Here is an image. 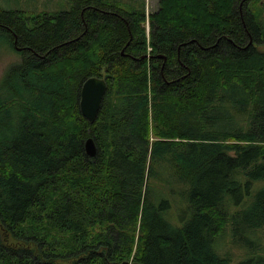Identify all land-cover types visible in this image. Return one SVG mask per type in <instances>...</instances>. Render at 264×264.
Segmentation results:
<instances>
[{"label": "trees", "instance_id": "obj_1", "mask_svg": "<svg viewBox=\"0 0 264 264\" xmlns=\"http://www.w3.org/2000/svg\"><path fill=\"white\" fill-rule=\"evenodd\" d=\"M70 3L0 6V264H264V0Z\"/></svg>", "mask_w": 264, "mask_h": 264}, {"label": "rangeland", "instance_id": "obj_2", "mask_svg": "<svg viewBox=\"0 0 264 264\" xmlns=\"http://www.w3.org/2000/svg\"><path fill=\"white\" fill-rule=\"evenodd\" d=\"M125 3H132L133 5L139 7L145 5L147 16L150 13L155 12L159 7L160 0H123ZM0 6L5 9H16L24 10L26 12H31V14L41 13V12H54L69 9L71 6L70 0H0ZM147 30L149 31V21L146 22ZM260 49H264V44L260 45ZM20 52L14 50L11 45L7 42L1 43L0 45V79L6 69V67L16 61L21 60ZM264 234V230L260 231ZM263 237L264 243V235ZM254 239V237H253ZM223 245L218 246V251L222 254L229 253L232 257L231 264H238L239 261L247 256V250L236 246L231 241L230 230L227 229L223 233V238L221 239ZM223 246V247H222ZM222 247L221 251L220 248Z\"/></svg>", "mask_w": 264, "mask_h": 264}, {"label": "water", "instance_id": "obj_3", "mask_svg": "<svg viewBox=\"0 0 264 264\" xmlns=\"http://www.w3.org/2000/svg\"><path fill=\"white\" fill-rule=\"evenodd\" d=\"M108 84L106 79L99 76L87 78L80 91V109L83 116L93 123L101 110L104 97L107 93ZM85 150L88 156L95 157L98 153V146L93 137L85 140Z\"/></svg>", "mask_w": 264, "mask_h": 264}, {"label": "bare ground", "instance_id": "obj_4", "mask_svg": "<svg viewBox=\"0 0 264 264\" xmlns=\"http://www.w3.org/2000/svg\"><path fill=\"white\" fill-rule=\"evenodd\" d=\"M260 49V48H259Z\"/></svg>", "mask_w": 264, "mask_h": 264}]
</instances>
